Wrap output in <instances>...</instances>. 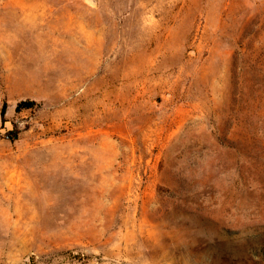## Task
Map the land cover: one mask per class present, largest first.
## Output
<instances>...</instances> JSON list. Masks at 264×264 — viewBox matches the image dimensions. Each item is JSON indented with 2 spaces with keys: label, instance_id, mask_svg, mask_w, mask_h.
Returning a JSON list of instances; mask_svg holds the SVG:
<instances>
[{
  "label": "rangeland",
  "instance_id": "1",
  "mask_svg": "<svg viewBox=\"0 0 264 264\" xmlns=\"http://www.w3.org/2000/svg\"><path fill=\"white\" fill-rule=\"evenodd\" d=\"M0 264H264V0H0Z\"/></svg>",
  "mask_w": 264,
  "mask_h": 264
},
{
  "label": "bare ground",
  "instance_id": "2",
  "mask_svg": "<svg viewBox=\"0 0 264 264\" xmlns=\"http://www.w3.org/2000/svg\"><path fill=\"white\" fill-rule=\"evenodd\" d=\"M10 198V197H9Z\"/></svg>",
  "mask_w": 264,
  "mask_h": 264
}]
</instances>
